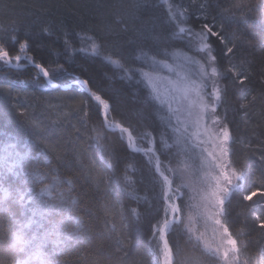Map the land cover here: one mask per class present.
<instances>
[{"label":"snow or ice","instance_id":"snow-or-ice-1","mask_svg":"<svg viewBox=\"0 0 264 264\" xmlns=\"http://www.w3.org/2000/svg\"><path fill=\"white\" fill-rule=\"evenodd\" d=\"M161 3L165 15L156 16L146 7L148 18L125 40L135 53L131 65L119 52L105 51V38L85 32L76 34L79 47L64 33L63 52H54L57 59L46 65L33 53L30 37L19 38L13 28L10 41L14 50L8 40L0 38V69L30 66L34 69L30 80L19 83H43L54 90H59L66 78L70 81L66 87L86 96L79 101L85 109L81 123L86 124L92 108L102 118L100 126L91 129L101 166L115 175V187L136 202L133 207L104 206V232L115 234L117 251L130 243L118 231V218L121 222L128 218L124 228L133 221L139 225L147 220L151 264H264V246L250 252V241L242 239L250 231L264 239V171L252 180L249 192L252 171L238 166L234 159L236 138L226 106L230 89L239 95L250 90L252 63L242 48L258 44L264 49V0ZM254 29L262 33L260 41L247 39ZM122 31L126 33L127 26ZM43 32L51 35L47 28ZM102 53L105 63L115 70L113 76L106 74V79L119 72L121 79L135 80L139 91L131 94L133 103L143 93L145 108L137 113L135 125L112 116L111 98H105L91 79H82L70 70L77 55L100 58ZM261 77L264 83V69ZM257 99L244 96L239 110L245 117ZM10 111L0 105V118L9 119ZM54 111L67 116L59 107ZM32 127L43 131L38 121H33ZM108 133L116 136L122 151L142 157L141 183L147 181L144 195L136 187L137 165L125 163L120 171L122 157L108 143ZM76 134L80 136V128ZM44 139L41 137V143ZM73 150L81 159L86 154V150ZM41 157L51 164L49 145L40 147L31 139H17L7 129L0 131V213L7 214V224H0V230L6 234L5 252L13 257L7 264H56L50 257L62 254L73 240L81 242L86 231L83 218L73 214L79 205L73 196L74 178L58 168H41ZM64 166L71 169V161ZM93 172L100 181V169L92 166L88 173L92 176ZM241 196L242 202H250L241 214L245 227L233 231L238 220L232 214L233 201ZM12 206L18 211H12ZM249 220L251 229L246 231ZM49 245L50 253L46 251Z\"/></svg>","mask_w":264,"mask_h":264},{"label":"trees","instance_id":"trees-1","mask_svg":"<svg viewBox=\"0 0 264 264\" xmlns=\"http://www.w3.org/2000/svg\"><path fill=\"white\" fill-rule=\"evenodd\" d=\"M188 2V0H185ZM204 2V0H199ZM224 3V0H220ZM148 7L156 16H164L165 7L161 0H0V38L9 41V47L13 48L10 36L15 28L16 34L23 39L25 35L30 37L33 53L46 65L54 62L57 57L54 52H63L64 33H68L74 44L79 47L77 33H88L105 38V51L119 52L125 61L130 65L135 53L125 44V40L132 37L135 31L141 26V21L148 18L149 13L145 11ZM127 26L125 33L122 29ZM49 29L51 35H45L43 29ZM254 34L247 37L248 40L256 42L262 39L259 29H254ZM103 54L100 58L77 55L75 62L71 66V71L79 75L82 79L87 77L93 81L94 86L99 87L105 98H111L114 104V116L124 123L136 124L137 113L145 108L142 103L143 93L132 102V93L139 91L135 80L129 83L120 78L119 72H115L113 79H106L113 76L115 71L105 63ZM242 54L252 63V84L250 90L244 95L234 93L229 90L226 97V106L230 108L228 120L231 123L235 136L234 159L240 167H250L252 176L249 178L248 191H252V180L264 171V83L261 82V70L264 69V49L259 45L249 48L245 45ZM34 69L27 67L21 71L0 69V105L11 109L10 118H0V131L7 129L12 135L21 141H28L49 145V156L51 164H45L41 157L40 167L58 168L67 176L71 175L74 180V191L78 201V211L74 215H80L86 225L81 242L73 240L63 250L62 254L51 256L56 264H151L148 256V238L150 227L147 220H143L139 225L133 221L131 225L124 228L122 224H128L126 218L121 222L118 218V231L130 240L123 251H117L115 234L111 236L104 232V206L107 204H120L126 207L136 206L135 201H130L128 197L115 187V175L103 168L100 163V150L96 147L95 141L91 139V129L99 127L102 119L95 108L90 110L86 124H82L84 110L79 106V101L86 99V96L74 93L71 89L62 91L49 89L40 93L35 91L34 84H21L19 81L30 80ZM66 78L61 86L69 84ZM44 84L41 83V86ZM142 87V86H141ZM119 93V94H117ZM257 96L256 103L248 109V115L239 110V104L244 102V96ZM55 102H53V100ZM58 100V101H57ZM49 102L47 104L46 102ZM53 103V104H52ZM10 105V106H9ZM15 105V107H12ZM50 105L57 106L61 113L55 119ZM224 106L220 111L223 112ZM23 112V115L20 113ZM38 121L41 130H34L32 122ZM53 121L57 123L54 124ZM151 123V120L148 121ZM81 129V134L77 137L76 129ZM112 147L116 149L117 155L122 157L120 171L122 172L125 163H135L137 172L135 179L136 187L140 194L144 195L147 188V181L141 183L143 177L140 169L142 157L139 154L126 153L121 150L120 144L116 141V136L108 133ZM41 137H45L41 143ZM77 150L86 154L83 159L77 156ZM57 156L60 159H57ZM71 161V169L64 166L65 162ZM94 166L100 169V181L95 178L96 173L89 175L88 169ZM31 167V165L29 166ZM119 173H117L118 175ZM257 187L259 185L257 184ZM150 195V193H148ZM253 199H257L254 197ZM119 202V203H117ZM250 202H242V196L233 201L232 214L237 216V223L233 231L244 228L243 215L244 205ZM144 205H142L143 207ZM12 211H18L17 206H12ZM252 221H248L246 231H250ZM0 224H7V214L0 213ZM250 241L249 251L258 252L260 246H264V239L255 231H250V235L242 237ZM7 244L6 234L0 230V261H11L12 254L5 252ZM183 245V240H181ZM51 252V246L46 249ZM20 259L22 256H16Z\"/></svg>","mask_w":264,"mask_h":264},{"label":"rangeland","instance_id":"rangeland-1","mask_svg":"<svg viewBox=\"0 0 264 264\" xmlns=\"http://www.w3.org/2000/svg\"><path fill=\"white\" fill-rule=\"evenodd\" d=\"M30 67V66H29ZM27 67H25V68H22V69H19V70H16V71H21V70H23V69H26ZM30 85L32 84V83H29ZM67 85V84H66ZM65 86V85H64ZM32 88H34L35 89V91H38V92H40V93H44V92H47L49 89H52L51 87H48V86H45V85H43V86H41V85H39V86H37V85H35L34 84V86H31ZM61 89V88H60ZM68 89V88H67ZM62 91H64V90H66V89H61ZM53 100V102H55V100L54 99H52ZM58 101V100H57ZM50 102V101H49ZM49 102L47 101L46 103L47 104H49ZM50 104H51V102H50ZM53 104V103H52ZM10 106V105H9ZM52 106V105H51ZM55 107H57V106H53V108H50L52 111H53V113H52V115L54 116V118L55 119H59V113H57V112H55L54 111V109H55ZM60 107V106H59ZM102 119V118H101Z\"/></svg>","mask_w":264,"mask_h":264},{"label":"water","instance_id":"water-1","mask_svg":"<svg viewBox=\"0 0 264 264\" xmlns=\"http://www.w3.org/2000/svg\"><path fill=\"white\" fill-rule=\"evenodd\" d=\"M60 88L61 89H67L68 87H66V85H65V86H61Z\"/></svg>","mask_w":264,"mask_h":264}]
</instances>
